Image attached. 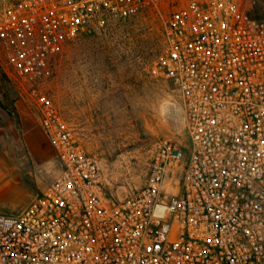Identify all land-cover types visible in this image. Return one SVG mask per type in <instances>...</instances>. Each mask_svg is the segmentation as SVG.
<instances>
[{
	"label": "built area",
	"instance_id": "obj_1",
	"mask_svg": "<svg viewBox=\"0 0 264 264\" xmlns=\"http://www.w3.org/2000/svg\"><path fill=\"white\" fill-rule=\"evenodd\" d=\"M243 1L0 0L3 67L61 165L30 205L0 215V264H264V17ZM165 5L152 73L175 86L189 151L160 140L145 187L110 199L43 83L65 45Z\"/></svg>",
	"mask_w": 264,
	"mask_h": 264
},
{
	"label": "rangeland",
	"instance_id": "obj_2",
	"mask_svg": "<svg viewBox=\"0 0 264 264\" xmlns=\"http://www.w3.org/2000/svg\"><path fill=\"white\" fill-rule=\"evenodd\" d=\"M243 5L264 17V0H244ZM170 12L165 5L161 12L127 20L111 16L103 29L65 45L43 83L98 159L110 199L135 196L145 187L160 140L171 139L186 155L189 151L175 86L152 73L165 47L163 27ZM0 147V215L17 214L42 195L61 165L37 107L5 72L1 52ZM167 189L171 196L178 186L168 179Z\"/></svg>",
	"mask_w": 264,
	"mask_h": 264
},
{
	"label": "crops",
	"instance_id": "obj_3",
	"mask_svg": "<svg viewBox=\"0 0 264 264\" xmlns=\"http://www.w3.org/2000/svg\"><path fill=\"white\" fill-rule=\"evenodd\" d=\"M1 148V147H0ZM2 151H0V158H1V156H2V153H1ZM2 171H0V178H2V176L4 175V173H1ZM10 176V175H9ZM32 176H35V175H32Z\"/></svg>",
	"mask_w": 264,
	"mask_h": 264
}]
</instances>
